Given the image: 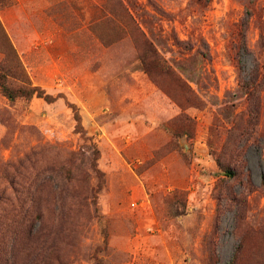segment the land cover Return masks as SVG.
<instances>
[{"label":"rangeland","instance_id":"rangeland-1","mask_svg":"<svg viewBox=\"0 0 264 264\" xmlns=\"http://www.w3.org/2000/svg\"><path fill=\"white\" fill-rule=\"evenodd\" d=\"M16 4L4 27L56 100L0 92V190L24 171L35 209L9 264H264V0ZM144 38L190 93L148 74Z\"/></svg>","mask_w":264,"mask_h":264},{"label":"trees","instance_id":"trees-1","mask_svg":"<svg viewBox=\"0 0 264 264\" xmlns=\"http://www.w3.org/2000/svg\"><path fill=\"white\" fill-rule=\"evenodd\" d=\"M15 0H0V8L13 5ZM144 48L146 53L141 56L142 65L150 76L153 77L156 83H159L158 78L170 77L175 82L179 91L185 92V94L192 91L190 85L184 80L166 60L159 55L154 48L153 42L150 39L144 38ZM0 52L3 54V59L0 63V92L10 101L14 102L17 98L30 99L34 96L44 98L46 101L53 102L56 100V96H53L46 92L41 86L34 85L27 73V70L19 56V53L14 46L8 32L6 31L3 22L0 19ZM16 72L20 73V76H16ZM261 69H255V74H262L264 78V71ZM10 77L18 79L20 82L16 83L10 81ZM74 111V117L77 122L76 130L84 134V127L82 125V118L76 105H72ZM187 135V134H186ZM192 138V136L187 135ZM242 146H237L236 150L239 151ZM226 175L233 178L235 173L230 169H225ZM27 174L24 171H15L14 174L5 173L3 179L7 181V186L0 190V264H9L7 254L9 251H5L3 242L1 239L9 237L12 239L14 232L17 230L16 224L19 221L24 223L31 217L32 194L28 191L18 189V178L20 181L26 179ZM262 183L264 184V176H262ZM8 187L13 189V194L8 192ZM15 194V195H14ZM27 199L30 204L27 203ZM9 205V208L7 207ZM34 208V207H33ZM37 209L36 211H38ZM11 221H7L9 218ZM16 223V224H15ZM8 234V235H7ZM4 254V256H2Z\"/></svg>","mask_w":264,"mask_h":264},{"label":"crops","instance_id":"crops-1","mask_svg":"<svg viewBox=\"0 0 264 264\" xmlns=\"http://www.w3.org/2000/svg\"><path fill=\"white\" fill-rule=\"evenodd\" d=\"M19 1H21V0H15V3L12 6L0 10V17H1L3 23L5 24L6 27H7V25H6L5 20H4V14H7V13L8 14H13L14 12H16L15 11L16 7H17L16 3L19 2Z\"/></svg>","mask_w":264,"mask_h":264}]
</instances>
